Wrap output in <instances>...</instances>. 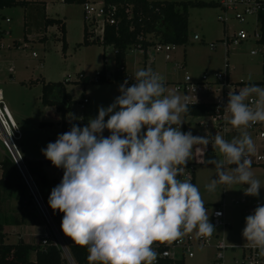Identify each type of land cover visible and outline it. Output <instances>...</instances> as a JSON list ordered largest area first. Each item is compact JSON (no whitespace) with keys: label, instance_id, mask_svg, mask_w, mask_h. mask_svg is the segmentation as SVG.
I'll use <instances>...</instances> for the list:
<instances>
[{"label":"clouds","instance_id":"obj_1","mask_svg":"<svg viewBox=\"0 0 264 264\" xmlns=\"http://www.w3.org/2000/svg\"><path fill=\"white\" fill-rule=\"evenodd\" d=\"M132 78L134 83L127 86L125 80L120 95L110 106L99 107L86 126L73 124L41 150L64 170L48 204L63 213L65 236L87 247L89 264H153L155 242H173L194 230L198 238L211 237L215 227L199 188L178 179L194 152L198 163L215 165L208 191L235 183L247 185L245 195L258 197L262 188L251 171L256 149L246 131L231 141L220 134L185 133L181 114L189 105L165 87L164 78L151 68ZM250 97H255L253 105ZM227 99L225 119L233 128L264 122V88L229 86ZM69 119L83 118L73 114ZM105 129L111 133L107 137ZM209 144L222 159L204 158ZM242 236L245 246L264 256V205L245 218Z\"/></svg>","mask_w":264,"mask_h":264},{"label":"rangeland","instance_id":"obj_2","mask_svg":"<svg viewBox=\"0 0 264 264\" xmlns=\"http://www.w3.org/2000/svg\"><path fill=\"white\" fill-rule=\"evenodd\" d=\"M41 1V0H39ZM47 4L46 13L49 17L61 18L66 23L67 49L63 51L62 32L58 25H54L46 36L44 30L34 29L32 40H25L23 37V10L22 8H4L0 10V40L4 46L0 49V87L4 91L6 103L8 104L21 131L22 139L18 141L22 154L29 159H46L42 154V149L48 143L55 142L58 135L62 134L61 122L63 117L54 106H46L42 103V89L44 82H69L66 84L68 92L75 101L71 111L65 119L75 115L83 119L71 121H85L88 124L90 118L98 115L99 107L110 106L115 98L120 95L119 87L123 83L114 80L115 53L113 46L103 43L83 44L85 28L84 4L66 3L63 0H42ZM90 2H103V0H89ZM150 1H205L219 2L220 0H150ZM220 6L214 7H190L188 41L185 44L174 45L170 51L171 60H166L165 43H160V37L149 34L147 37L153 43L149 47L150 51L145 54L139 48L132 46L127 54V76L133 80L135 73L144 69H152L153 72L164 78L165 87L177 95H180L182 102L184 96L174 90L176 82L184 80L186 75L199 78L204 72H208L213 77L225 64L226 59H230L231 79L233 81L258 82L264 78L263 63L260 54L252 55V50L262 48V43L254 40L253 32L257 23L256 17H251L243 22L237 19H230L228 23L219 19L222 12ZM11 18L12 23H7L5 18ZM3 23L4 27L1 25ZM14 28V29H13ZM226 28L229 34H233L243 28L251 34V37L241 45H230L224 43L226 38ZM94 34L101 37L99 28ZM33 30V31H34ZM195 34L201 40L194 38ZM41 37H47V42H43ZM21 40V42H20ZM215 42L217 47L212 49L210 43ZM229 56L227 57V52ZM36 54L34 56L33 54ZM110 75V81L106 83L95 82L97 73L103 69ZM81 73L88 77V82L81 79ZM133 83L127 85L131 86ZM262 87V86H260ZM88 98V103H83V99ZM202 99L213 101L204 93L195 97L190 95L187 101H197ZM181 131L192 132L194 136H205L206 132L212 136L216 134L227 135L225 131L216 129L213 126L212 118L205 117H184ZM107 120V117L105 118ZM205 122L204 124H201ZM42 123H45L42 125ZM264 123V122H263ZM250 126L246 129H238L240 133L246 131L254 141L255 153L253 156L264 154V138L261 136L264 124ZM175 127V126H173ZM235 129L231 127L229 133ZM146 131V129H144ZM105 137L110 132L105 129ZM226 140V136L224 137ZM195 150V149H194ZM198 153H193L189 162L195 166L194 179L201 193L204 203H211L216 206L225 203L226 221L230 224L222 232L228 245L225 250L226 264H241L243 251L239 246L246 243L242 236L245 227V218L252 214L257 207L256 202L260 201L264 205V164L252 165L253 177L261 184L259 196L253 197L245 195L244 189L247 185L218 184L215 191H208L206 185L211 179H215V165L200 164L197 162ZM14 156L11 149L0 139V162ZM204 158L206 160L222 159L218 149H213L212 145L207 146ZM192 165L187 166L190 173ZM233 167H235L233 165ZM50 185H39L40 191L48 204L51 190L57 186L60 177L57 167L49 165L45 167ZM181 177H178L180 179ZM187 180V177H183ZM16 189H0V221L7 232V241L16 243L21 238L36 244L41 238L56 239L47 215L43 210L41 202L37 199L31 186L27 187L26 196L32 199L33 204H21L17 198ZM245 198L246 201L242 202ZM63 237L69 241V237ZM217 238L207 244H196L193 247L194 257H186L184 262L179 264H213L216 258L215 249ZM34 260V254H32ZM74 261V260H73ZM67 257L65 264H74Z\"/></svg>","mask_w":264,"mask_h":264},{"label":"trees","instance_id":"obj_3","mask_svg":"<svg viewBox=\"0 0 264 264\" xmlns=\"http://www.w3.org/2000/svg\"><path fill=\"white\" fill-rule=\"evenodd\" d=\"M66 3L85 4L89 0H63ZM107 7H115L112 12L114 23H106L103 37L96 36L95 30L90 29L91 25L85 22L83 44L103 43L113 46L115 53L114 80L118 83L128 81V85L134 80L127 76V54L132 46L142 49L145 55L153 43L147 37L154 34L160 37V43L185 44L188 41L189 8L190 7H214L219 6L218 2L210 1H150V0H103ZM23 7L25 11V37L32 33L33 29H46L49 26L58 25L62 32L63 51L67 49L65 22L61 18L49 17L46 13V2L39 0H0V10L4 8ZM262 21L264 42V9L260 12ZM42 41L45 37H41ZM98 83L110 81L109 74L104 68L99 72ZM81 79L88 82V77L81 73ZM66 80L58 82H44L42 89V103L46 106H55L61 113L62 134L70 131L73 124L80 127L86 126L85 121H68L66 115L71 111L75 101L68 92ZM264 79L253 84H262ZM189 111L183 113L184 117H207L216 114L215 104L212 102H190ZM45 123H42L44 125ZM25 164L34 177L38 186L50 185L45 167L52 165L48 159L32 160L24 156ZM4 171L3 179L0 180V189H16L19 203L33 204L32 199L26 196L28 184L16 163L6 159L2 162ZM264 164V163H263ZM40 187V186H39ZM41 190V189H40ZM205 207L216 206L205 203ZM53 220L60 232L63 213L53 211L48 205ZM7 232L0 221V264H65L67 258L62 250L49 238H41L36 244L20 239L16 243L7 241ZM71 256L76 264H89L88 249L72 243L69 246ZM34 254L35 259H32Z\"/></svg>","mask_w":264,"mask_h":264},{"label":"built area","instance_id":"obj_4","mask_svg":"<svg viewBox=\"0 0 264 264\" xmlns=\"http://www.w3.org/2000/svg\"><path fill=\"white\" fill-rule=\"evenodd\" d=\"M219 6L222 8V12L219 14V19L228 23L230 19H237L239 22H243L248 18L256 17L257 23L252 33L254 36V40L262 43V48L258 50H252V55L260 54L262 57L263 63V74H264V42L262 40L263 37V29H262V21L260 19V12L264 9V0H220L218 2ZM115 7H107L104 2H87L84 4L85 11V20L91 27L99 28L101 31V37H103V32L106 23H114V18L112 16V12H114ZM7 23H11L12 19L7 17L5 18ZM226 38L223 39L224 43L227 47L230 45H241L244 41L248 40L251 37L249 31L240 28L238 31H235L233 34H229V30L226 28ZM98 36H100L98 34ZM194 38L196 40H201V37L198 34H195ZM4 46V42L0 40V49ZM210 47L215 49L217 47L215 42L210 43ZM139 48V47H137ZM140 49V48H139ZM174 49V45L166 44L165 51L166 60H171L172 56L170 51ZM142 50V49H140ZM143 51V50H142ZM144 52V51H143ZM36 56V54H33ZM229 56V51L227 52V57ZM100 74L97 73L96 80L99 79ZM110 77V75L108 76ZM191 77V78H190ZM190 78V79H189ZM253 83L246 81H233L231 79V69H230V59H226L225 64L222 68L213 76L208 72H204L199 78H195L192 75H186L184 80L176 82L174 86V90L181 95L184 96L186 103L194 102L187 101L190 95L194 97L200 93H204L210 98L212 103L215 104L216 114L212 116H207L205 118H212L213 126L216 129L229 132L231 129V125L226 122V113L224 107L226 106L228 99L227 94L229 91V86L234 90H239L245 86L251 85ZM258 85V84H255ZM194 86V88H193ZM259 86V85H258ZM195 89V90H194ZM88 98L83 99V103H87ZM196 102H210L202 99H197ZM250 105L255 103V97H250L247 101ZM258 122L253 125H257ZM264 124V123H263ZM251 125V126H253ZM111 134V133H110ZM226 135H223V138ZM261 136L264 138V130L261 133ZM0 139L2 142L7 145L12 153H13V161L16 163L18 168L21 170L28 186H31L37 199L41 202L44 212L47 215L48 221L55 232L56 239L53 240L55 244L62 250L64 256L73 261V258L70 253L69 246L74 243V241L69 238V241H66L63 237V231L60 232L59 228L55 224L53 217L50 213L49 207L44 200L42 192L35 181L34 177L28 170L27 165L24 161V155L20 147L18 146V141L22 139V131L15 120L13 113L11 112L8 104L6 103L4 91L2 87H0ZM211 146V144H209ZM252 159V165L255 164H263L264 163V154L260 153L255 156L250 157ZM3 162V161H2ZM2 162H0V180L3 179V171L4 167ZM192 165V171L189 173L187 170V166ZM194 170L195 166L189 161L186 164V170L181 177L180 180H184L183 177H187V180H190L191 183H194ZM57 171L60 174V177L57 179L61 182L63 178L64 170L62 168H57ZM246 199L243 198L242 202H245ZM262 205L260 201L256 202V205ZM209 214V222L213 224L215 230L211 237H197L195 230L190 233L184 235L182 238L173 241V242H155L153 244V249L157 253V259L153 262V264H179L180 262H184L186 257L192 258L194 257L193 247L196 244H207L210 243L214 238H217L215 249L217 250V255L213 264H226L225 250L230 246L228 245L225 236L223 235V231L230 224L226 221L225 216V203L212 206L205 207ZM48 238V237H47ZM242 249V263L241 264H264V256L259 254V249L251 248L245 246H239ZM74 264L75 261H73Z\"/></svg>","mask_w":264,"mask_h":264},{"label":"crops","instance_id":"obj_5","mask_svg":"<svg viewBox=\"0 0 264 264\" xmlns=\"http://www.w3.org/2000/svg\"><path fill=\"white\" fill-rule=\"evenodd\" d=\"M46 7H47V4H46ZM14 8H17V7H14ZM19 8H22V10H23V27H22V32H23V37H24V41L25 40H32V36H34V32H35V30L33 31L32 30V33H30V34H28V36H26L25 37V26H24V22H25V11H24V9H23V7H19ZM12 23V22H11ZM66 24V23H65ZM1 25L4 27V25H3V23L1 22ZM52 27H54V25L53 26H49L48 28H46V29H43L44 30V35L46 36V34L48 33V31L52 28ZM65 27H66V25H65ZM14 29V28H13ZM40 30V29H39ZM84 30H85V28H84ZM66 36V35H65ZM47 37H45V39L43 40V42H47V39H46ZM67 41V40H66ZM20 42H21V40H20ZM108 46H111V45H108ZM150 51H148L147 52V54L149 53ZM145 57L147 58L148 57V55H145ZM127 62H126V68H127ZM264 79V78H263ZM262 79V80H263ZM259 86H262V88H264V82L262 83V84H258ZM67 87V86H66ZM89 102V101H88ZM87 102V103H88ZM55 107V106H54ZM61 130H62V127H61ZM241 135V133L239 132V130L238 129H233L232 130V133H227V135H226V140H228V141H231L232 140V138L233 137H239ZM195 183V182H194ZM193 183V184H194ZM205 204V203H204ZM6 231V230H5ZM26 241V240H25ZM28 242V241H27Z\"/></svg>","mask_w":264,"mask_h":264}]
</instances>
